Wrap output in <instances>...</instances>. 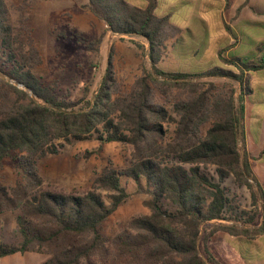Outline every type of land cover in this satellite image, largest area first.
<instances>
[{"label":"trees","instance_id":"trees-1","mask_svg":"<svg viewBox=\"0 0 264 264\" xmlns=\"http://www.w3.org/2000/svg\"><path fill=\"white\" fill-rule=\"evenodd\" d=\"M145 1L146 7L126 0L82 5L105 24L106 33L144 40L148 47L140 48L151 68L122 92L112 49L96 94L72 102L35 74L40 52L16 32L9 0H0V169L12 159L22 171L13 187L0 183V216L17 214L13 237L18 240L0 243V258L38 253L49 256L42 264H220L208 248L214 236H237L240 224L253 225L258 217L240 210L226 181L248 186L254 205L260 202L264 211V152L254 168L245 116L251 75L264 71V61L226 59L232 49L228 41L215 59L202 50V61L216 60L217 67L164 71L169 43L179 42L182 30L171 23V13L157 15L160 0ZM225 1L229 9L231 0ZM105 34L94 41L75 37L97 56ZM218 80L231 88L220 90ZM91 140L101 147H130L131 162L104 168L84 195L45 189L40 160ZM251 141L255 150L257 136ZM124 180L149 196L150 214L132 219L124 232L109 239L104 224L134 195ZM261 218L255 235L264 236V213Z\"/></svg>","mask_w":264,"mask_h":264},{"label":"rangeland","instance_id":"rangeland-1","mask_svg":"<svg viewBox=\"0 0 264 264\" xmlns=\"http://www.w3.org/2000/svg\"><path fill=\"white\" fill-rule=\"evenodd\" d=\"M126 1L139 7L147 3L145 0ZM247 1L231 0L232 5L227 9L225 0H160L157 15L163 17L171 13V23L182 30L180 37H183L179 38V42L170 41L168 54L161 63V68L166 72L196 73L217 67L219 63L216 60L202 61V50L206 48L207 57L215 59L219 47H225L228 40L233 41V46L239 43L238 35L242 40L243 52H246V55H242L244 63L264 61V44L260 48L256 47L258 42H264V0ZM86 2L87 0H9L16 32L23 36L26 43H33L40 52L42 63L35 68V74L45 86L56 87L61 98L72 102L88 97L91 99L96 94L104 80L112 49L116 77L122 92H129L131 86L144 76V71L151 68L148 56L140 48L143 45L147 48L146 42L139 38L106 33L105 24L82 7ZM251 2L252 8L245 16L242 14L243 9ZM104 34L100 54L97 56L80 46L75 37L82 35L87 40L94 41ZM204 44L208 45L204 47ZM196 50L201 52L195 55ZM239 54L237 49L230 55L226 52L224 57L231 59ZM215 82L222 91L231 88V83L225 80ZM234 87L239 89L238 85ZM263 99L264 86L257 87L250 100L254 106H260ZM256 119L253 118L250 125L254 138L260 122ZM257 157L258 153H252L254 168L260 166ZM130 162V147L119 143L101 147L99 141L91 140L74 142L67 145L59 155L40 160L39 169L45 189L84 195L93 189L96 178L104 168L120 169ZM20 180L21 169L12 159H7L0 169V183L10 188ZM123 183L134 195L104 224L103 234L109 239L124 232L132 219L150 214L146 205L149 196L136 193L138 186L133 181L124 180ZM225 186L240 210L248 211L252 216L258 214V217L253 225L240 224L237 236L226 232L217 233L208 248L220 264H263L264 236L255 235L263 222L262 205L260 202L257 207L254 205L248 186L238 184L234 179L227 180ZM16 215L11 212L0 216V243L18 242L13 237V231L17 228ZM201 251L203 255H207L203 244ZM48 259L47 255L30 253L23 258H0V264H42Z\"/></svg>","mask_w":264,"mask_h":264},{"label":"crops","instance_id":"crops-1","mask_svg":"<svg viewBox=\"0 0 264 264\" xmlns=\"http://www.w3.org/2000/svg\"><path fill=\"white\" fill-rule=\"evenodd\" d=\"M253 1V0H252ZM147 6V3L144 4L143 7H146ZM252 8V2L250 3V5L248 7H245L243 9V12L242 14H244L245 16L248 15V11L251 10ZM262 11V10H261ZM260 11V12H261ZM262 14V13H260ZM238 44L236 46H233V41H229V45L232 46V49L229 50L227 52V55H230V53H232L233 51L239 49V55L236 57V58H241L243 59V56L242 55H246V52H243L244 49H242V40H241V37L240 35H238ZM264 44V42L260 41L258 42L257 44V48H260L262 45ZM220 48V47H219ZM216 54H218V50L216 52ZM252 77V93L246 98V110H245V116H246V126L248 128H250V125H251V122L253 120V118H257L256 120L260 121L259 122V129H257V141H258V146L256 147L255 150H253V146H252V141L254 138L252 136V133L249 131L248 134H247V148L248 150H250L251 152V158H252V153H258V157L256 158V160L259 158L260 154L262 152H264V99L261 101L262 104L260 106H254V104H252V101L250 100V96H254L255 94V89L257 87H263L264 86V71L262 72H257V73H253L251 75ZM252 150V151H251ZM251 163H252V160H251ZM252 166L254 167L253 163H252ZM30 253H27V254H16L14 255L15 257H24L25 255H28ZM13 256V257H14Z\"/></svg>","mask_w":264,"mask_h":264}]
</instances>
